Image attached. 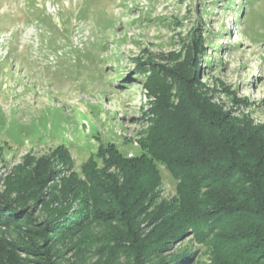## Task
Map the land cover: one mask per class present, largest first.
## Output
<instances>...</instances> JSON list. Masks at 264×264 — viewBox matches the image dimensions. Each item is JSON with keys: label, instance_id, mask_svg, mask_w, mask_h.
Returning <instances> with one entry per match:
<instances>
[{"label": "rangeland", "instance_id": "obj_1", "mask_svg": "<svg viewBox=\"0 0 264 264\" xmlns=\"http://www.w3.org/2000/svg\"><path fill=\"white\" fill-rule=\"evenodd\" d=\"M147 61L163 69L155 74ZM167 69L194 71L201 96L264 134V0H0V199L18 209V221L32 215L29 225L0 229V264H134L118 245V225L96 221L91 208L68 210L62 181L90 185L83 167L91 160L101 170L110 149L139 153L151 127L147 79L167 81L178 102ZM159 170L158 197L137 217L143 237L156 229L154 207L176 194L175 175ZM48 171L60 180L43 184ZM63 208L81 220L38 240L44 226L62 222ZM210 242L187 233L164 255L221 264ZM28 243L37 255L21 250Z\"/></svg>", "mask_w": 264, "mask_h": 264}, {"label": "trees", "instance_id": "obj_2", "mask_svg": "<svg viewBox=\"0 0 264 264\" xmlns=\"http://www.w3.org/2000/svg\"><path fill=\"white\" fill-rule=\"evenodd\" d=\"M244 1L251 3V0ZM201 40L199 36L194 39V47L199 45L202 49ZM147 64L155 74L156 66L163 69L151 61ZM136 65L141 74L147 72L143 62L136 61ZM166 71L178 85V102H171L167 81L155 84L154 77H149L147 97L153 100L146 116L151 127L138 141L139 153L129 156L110 149L108 159H103V168L97 171L89 160L83 174L90 185L76 177L72 183L70 178L61 179L68 191V210L75 208L74 204L75 211L91 208L96 221L118 225L123 231L120 238L123 240L118 245L132 257L134 264H182L190 256L189 252L169 257L164 253L170 250L169 244L187 233L211 240L212 251L221 256V264H264V134L261 128L251 124L248 117L237 118L201 96L195 89L194 71H186L185 76L170 69ZM159 167L175 175L176 194L171 201L154 207V218L150 221L156 229L143 237L136 225L137 217L158 197ZM111 169H117L119 175L110 174ZM52 176L53 172L48 171L42 183L60 180ZM54 188V185L50 187ZM17 210L0 199V229L29 225L32 215L28 213L24 220L18 221ZM67 213L63 208L62 222L49 223L37 233L41 237L37 234L35 237L43 241L67 233L71 225L81 220L75 213L65 216ZM25 246L28 247L21 250L33 256L38 254L34 244Z\"/></svg>", "mask_w": 264, "mask_h": 264}]
</instances>
